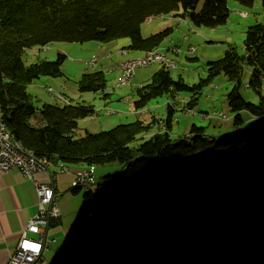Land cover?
Listing matches in <instances>:
<instances>
[{
  "label": "trees",
  "instance_id": "1",
  "mask_svg": "<svg viewBox=\"0 0 264 264\" xmlns=\"http://www.w3.org/2000/svg\"><path fill=\"white\" fill-rule=\"evenodd\" d=\"M230 11L228 0H0V117L14 138L54 166L127 167L115 182L105 176L93 186L94 195L87 192L92 217L85 215L88 226L58 264H264V134L208 140L192 136L204 132L192 125L189 135L173 137L178 116L168 107L167 132L143 136L149 127L137 120L78 138V121L96 113L93 104L56 99L37 107L27 90L41 77H61L66 58L60 53L55 61L26 64L27 49L129 38V49L147 52L174 30L144 37L142 25L149 19L173 12L214 28L227 23ZM246 67L258 102L241 94ZM220 74L233 84L227 102L235 126L244 122L243 111L264 116V23L248 26L242 51L230 47L208 61L206 77L196 84L181 76L175 80L161 65L137 88L134 105L141 110L155 98L178 101L187 94V106L194 109L203 88ZM77 86L82 94L109 96L103 72L84 74ZM37 111L42 121L34 126L30 120Z\"/></svg>",
  "mask_w": 264,
  "mask_h": 264
},
{
  "label": "rangeland",
  "instance_id": "2",
  "mask_svg": "<svg viewBox=\"0 0 264 264\" xmlns=\"http://www.w3.org/2000/svg\"><path fill=\"white\" fill-rule=\"evenodd\" d=\"M250 1L251 0L247 2L246 0H229L231 11L227 23L223 25H219L214 28L206 26H196L195 24L192 25L193 29L198 32V34L188 31L189 41L184 44L194 45L197 49L194 56H198L200 60L196 63L186 60L188 63V65L185 64L187 69L192 70V72H189V75H185L184 78L189 84H196L201 78H205L207 75L208 61L222 57L228 48L235 47L239 51H242L243 40L245 38L248 26L256 22L264 23V0ZM202 5L203 1L199 3L198 8H202ZM242 12L246 14H242ZM173 20L180 22L179 24L185 23L183 25H187L186 22L188 21H179L169 16H157L143 23L142 35L144 37H148L154 33L161 31L162 28L164 29L167 27H175V30L172 31L170 35L180 39L182 36L181 33L187 31V26L183 27L181 25L180 28H177ZM169 24H171L172 26ZM129 42V38H121L118 40L117 45H123ZM86 44L87 42L70 43L55 41L49 43L48 46L43 47V50L37 47L27 49V51L24 53V60L26 64L36 62L39 59L55 61L60 53L65 54L66 58L62 63V71L64 74L61 77H48L49 81H51V85L54 87V89L63 91V88H61L62 81V83L67 87L66 93H68L69 96L74 97L79 93L80 96L76 100L70 99V97L64 93L67 97L66 100H69L71 103L72 101H84L87 103H90L92 101V103L94 102V104L98 106V108L94 107L96 109V113L93 115V117L90 116L89 118L80 119L78 121V127L75 130L76 137H84L87 131L91 133H97L109 130L119 124H126L135 122L137 120H141L144 125H148L151 123L152 119L156 121L159 120L158 117L163 118V116L167 112L168 107L175 110V108L184 105L185 101L182 102L180 101V99H178V101L168 99V103L164 104V101L168 98L166 95H164L151 100L148 105L151 107V111L145 112L144 110H137L132 100H128L126 98L124 99L122 97V93L126 91L130 93V97L136 98V91L138 88L137 82L139 80V76L142 75L140 78L145 81V84L149 83L153 74L161 67V65L156 62L149 64L147 67L138 68L136 70V73L138 74L132 84L130 83L125 86L117 85V87H115V91L111 92L112 97L106 108H104L103 106L106 105L107 101L101 94H93L96 95V97L90 96L91 98L87 95V98H85L83 96L85 94H82L78 91L77 82L86 73L100 71V68L97 67V65L100 63V60H96L95 65H91L90 60L92 59V57L98 56L99 58V54H101L100 52H97V54L91 55V57L88 54H83L84 52L88 51L87 46H85ZM37 50L40 51L38 52ZM42 53H46L47 59L44 56H40V54ZM133 54L134 52H130V54H128L127 56H132ZM117 58L118 57L112 58L109 63H106L107 59H105L106 61L104 60L103 64H106L107 66L104 65V67H101V69L103 68L104 70L103 73L106 75L107 85L109 86H111V84L115 82L112 81V79L115 75H118L119 70L115 68V73L110 74L107 68L109 65L115 66ZM178 61L180 65L184 64L181 62V60ZM170 70L172 73V77L175 80H178L180 77V72L176 68H172ZM119 73H121V70ZM251 73V69L249 67H246L245 75L243 77L244 84L240 88V91L242 96L248 102H258V93L247 85L251 79ZM43 78L47 77H41L40 79L35 80L32 84L27 86V90L33 96L35 105L37 107H41L44 102H55L57 99L44 94L43 83L41 82ZM117 80H119V77H117ZM232 87V82L223 74L215 77L212 84L207 85L203 88L198 99V103L196 104L195 108L192 109L193 112H191L190 114L184 113L183 110L176 112L177 116L180 117V121H182L181 124L192 127L194 120L195 122L198 121L199 123H203L202 128L204 129V132L201 133V136L208 140H210V138L212 137L219 138L231 133L253 135L254 137L264 134V119L255 117L246 111L242 112L244 122L241 125L235 126L234 114L231 113L229 104L227 102V96ZM64 90H66V88ZM262 93L264 94V81L262 83ZM57 101H59V103H65L60 99H57ZM117 106L120 108L116 109ZM120 110H123V112H120ZM152 113L162 114L163 116L157 115L153 118ZM41 119V113L40 111H37V113L31 118L30 122L34 126H38ZM178 119L179 118L175 119L176 127H178V125L180 124V122H178ZM162 130L163 129L157 128L155 129V132ZM173 131V137L177 136L176 134H182L178 133L177 128H175ZM205 131L207 133H205ZM189 134L190 133H188L187 135ZM193 135L194 133H192V136ZM91 167L94 170V178L96 181L97 178H104L108 175L116 177L121 172V164L118 162L98 164ZM70 194L72 195V193ZM88 194L94 195L91 192H88ZM88 194L84 190H80L78 194H75V197L72 198L71 204L72 216L74 218L65 216L64 221L68 220L69 218L75 219L84 209V207L87 204L91 203L92 198L89 197ZM86 201H88V203ZM89 214L90 211H87L86 218L88 220L90 219ZM85 224L86 219H83L82 229L88 226ZM67 238L68 236L63 235L61 230L57 231L54 227H52L48 233L46 244L47 251L45 253V258L47 259L48 257H50V254H55V252L58 251L57 249L61 242H64L63 245H65ZM72 240L74 241V239ZM73 241H69L71 242V244H73V246L78 243L77 241L73 243ZM70 250L71 248H68L66 251L69 252Z\"/></svg>",
  "mask_w": 264,
  "mask_h": 264
},
{
  "label": "crops",
  "instance_id": "3",
  "mask_svg": "<svg viewBox=\"0 0 264 264\" xmlns=\"http://www.w3.org/2000/svg\"><path fill=\"white\" fill-rule=\"evenodd\" d=\"M228 5L230 8L229 0H228ZM174 23L176 24L177 28H180L181 25L183 27L187 26V31L181 33L182 36L180 39L175 38L174 36L170 35L159 46V49H164L166 52H168V48H170L171 46L173 47V46L178 45L181 48L180 54L176 56L172 52H168V53H169V56L176 58L177 60L176 69L180 72V76L185 78V75H189L188 73L192 72V70L187 69L186 67V65H188L187 61L196 63L200 59L198 56H194L197 51L196 47L192 44L186 45L184 43L189 41L188 31L195 33V34H198V32H196L193 29L192 27L193 24L189 21L186 22L187 25H183L185 23L179 24L180 22L176 20L174 21ZM174 30H175V27H174ZM117 42L118 40L110 44L99 43L95 41L87 42L85 46H87L88 51L84 52L83 54H88L91 57V55H95L97 54V52L101 53L99 54L100 55L99 58L97 56V61L98 59L100 60V63L97 65V67L100 68V71L98 72H104L103 68L101 69V67H104V65L107 66L106 64H103V61L105 59H107V61L105 60L106 63L107 62L109 63V61L112 58L118 57L115 63V66L109 65L107 68L108 72H110L111 74V73H115L114 71L115 68L118 69L120 72L119 65L122 62V60H124L125 58L142 56L145 53V52L134 51V50L129 49L128 47H129L130 42L123 44V45H117ZM191 45L195 47V52L192 54H187V50L189 46ZM121 49H123L125 52L122 53ZM130 52H134V54L132 56H127L128 54H130ZM40 56H44L47 59L46 53L44 54L42 53L40 54ZM178 60H181V62L184 64L180 65ZM119 72H118V75H115L114 78L112 79V81H115V82L112 83L111 86L107 85L105 94H109L108 97L110 99L105 98L107 103L105 106H103L104 108L108 106V103L111 100V97H112L111 92L115 91V87H117V83H118L117 77H119V74H120ZM137 74L138 73H136L135 77L131 80V84L132 82L135 81ZM141 76L142 75L139 76V80L137 82L138 87L145 85L144 83L145 81L140 78ZM41 82L43 83V88L45 85H51V81H49L48 77L43 78ZM66 92H67V87H66V90H63V93L69 96L68 93ZM87 95L89 97L90 96L96 97V95H93V93L85 94L83 96L87 98L86 97ZM79 96L80 94L78 93L74 97H71V96L69 97L72 100H76ZM122 97L124 99L126 98L128 100H132L133 103L136 99V98L130 97V93L126 91L122 93ZM166 100L164 101V103L166 102ZM90 103H92V101ZM92 104L94 105L95 108H98V106H96L94 102ZM118 108L120 107L117 106L116 109ZM148 109L149 111H151L150 106ZM120 112H123V110H120ZM152 114H153L152 116L153 118L157 115L163 116L162 114H155V113H152ZM174 115L176 116L177 113H174ZM165 116L166 114L163 117ZM177 118H179L178 122H180V124L178 125V127H176L175 126L176 123H173L172 132H174L173 130L177 128L178 133H182V134H176L177 135L176 137L187 135L190 131L189 128H191V126H188L185 124L182 125L181 124L182 121H180V117H177ZM41 121L42 119L39 121V124L41 123ZM193 122L194 123L192 125L203 127L202 126L203 123H199L198 121L195 122V120ZM205 133L207 132L205 131ZM69 166H70V171L67 173H61V174H55L57 166L50 164V167H49L50 172L55 174V176L53 177V184H54L57 196H58L56 198V204L58 205L59 209L62 211V217L59 220L57 219L52 220V224L49 227L48 233L50 229L54 227L55 230L57 231L61 230L63 235H67L68 238L66 240L65 245H63L64 242H61V244L58 246V249H57L58 251L55 252V254H50V257H48L47 259L45 258V253L47 251V248L45 249L44 251L45 264H58L61 261L63 255L68 253L66 250L68 248L72 249L73 244H71V242L69 241H73L72 239H74L73 243H75V241L77 242L79 241L78 239L81 234L80 231L83 227L82 226L83 219H85L86 212L89 210L90 204H87L84 207V209L80 212L81 215L79 214L75 219L69 218L68 220L64 221L65 216L73 217L72 211H71L72 198L75 197V194H78L80 191V190H76L73 188L72 181L78 172L84 170L87 167V165L85 164H79V165H74V166L69 165ZM36 178L42 183H51L50 174L47 172L37 174ZM100 181H104V179L97 178V182H100ZM70 193H72V195ZM86 202L88 203V201ZM37 209H38V195H37L36 189L34 185L32 184V182L28 180L27 178H25L22 172L17 168L12 169L11 171H8V172H0V264H8L10 256L16 249L18 240L20 238V235L23 229L25 228L27 223L30 221V219L33 217V215L37 212ZM48 233H47V239H48ZM46 244H47V241H46Z\"/></svg>",
  "mask_w": 264,
  "mask_h": 264
},
{
  "label": "built area",
  "instance_id": "4",
  "mask_svg": "<svg viewBox=\"0 0 264 264\" xmlns=\"http://www.w3.org/2000/svg\"><path fill=\"white\" fill-rule=\"evenodd\" d=\"M171 48L181 50L178 45L177 47ZM188 50L193 53V46H189ZM96 60L97 57H93L90 61L95 65ZM150 61L151 59L146 62H133L132 64L119 66L126 67V75L124 76L134 77L136 70L147 67ZM49 167L50 163L35 164L28 157L16 153L11 146V141L4 136L0 126V172H8L15 168L19 169L24 177L32 182L38 195L37 212L23 229L16 249L10 256L8 264H35L38 262L45 264L43 253L46 249L47 233L51 220L62 216L61 210L56 204V198L58 196L53 184V177L55 174L70 171L68 168L56 167L55 174H53L50 172ZM43 172L50 174L51 183H42L36 178L37 174ZM96 182L94 172H78L73 179L72 185L76 189L95 194L93 186Z\"/></svg>",
  "mask_w": 264,
  "mask_h": 264
},
{
  "label": "bare ground",
  "instance_id": "5",
  "mask_svg": "<svg viewBox=\"0 0 264 264\" xmlns=\"http://www.w3.org/2000/svg\"><path fill=\"white\" fill-rule=\"evenodd\" d=\"M242 14H246V13L242 12ZM162 16H169V17H173L179 21L181 20V18L176 17L173 12H171L168 15H162ZM171 47L168 48V52H172L175 56L180 54L181 50L172 49ZM173 47H177V46H173ZM194 50H195V47L193 46V52H194ZM124 52L125 51L122 49V53H124ZM168 52H166L163 49L157 48V49L145 52L144 55H142V56L125 58L124 60H122L120 65L132 64L133 62H146L149 59H151V61L148 62V65L156 62L160 65L165 66L167 69L176 68L177 67V60H176V58L169 56ZM187 54H192V52L187 50ZM169 63H171V64H169ZM90 64L93 65V62L90 61ZM119 68L121 70V73H120L117 85L118 86H125V85L130 84L133 77L132 76H124V75H126V67L119 66ZM61 88H63V90H64L66 88V86L63 83H61ZM44 94L49 96V97L60 99V100L64 101L65 104H71V102L69 100H66L67 97L65 96L63 91L56 90L51 85H45L44 86ZM183 112L190 114L193 111L190 108H185V109H183ZM204 117H205V115H204ZM259 118L264 119V116L259 117ZM0 126H1V131H3L4 136L7 137L8 140L11 141V146L16 151V153H19L21 155L28 157L29 159L33 160L35 162V164L49 163L46 159H41V158L36 157V155L31 150L27 149L26 147L23 146V144L21 142L16 140L14 138V136L11 134V132L9 131L6 123L3 121V119L1 117H0ZM57 167L68 168L70 170V166L67 165L66 163H60L59 165H57ZM80 172L93 173L94 170L92 167H86L84 170H82ZM91 216H92V214L90 212L89 218H91Z\"/></svg>",
  "mask_w": 264,
  "mask_h": 264
},
{
  "label": "water",
  "instance_id": "6",
  "mask_svg": "<svg viewBox=\"0 0 264 264\" xmlns=\"http://www.w3.org/2000/svg\"><path fill=\"white\" fill-rule=\"evenodd\" d=\"M178 99H180V101H182V102L185 101V103H184V105L175 108V111H176V112L181 111V110H183V109H185V108H188L187 103H188V101H189V97H188L187 94H184V95L180 96ZM165 103H168V98H167V100H166ZM165 103H164V104H165ZM148 107H149V106H147V107H145V108H143V109H141V110H144L145 112H147V111H149ZM180 107H183V108H180ZM141 110H140V111H141ZM176 112H175V113H176ZM158 119H159V120H156V121H155V120H152L150 124L145 125V126H147V127H149V128H148V130L146 131V133L143 134V136L150 137V136H152V135H154V134H156V133L167 132V130H164V126H165V124H166V122H165L166 118H165V117H163V118L158 117ZM178 120H179V119H178ZM173 123H174V121H173ZM173 123H172V124H173ZM143 124H144V123H143ZM157 128H158V129H163V130H162V131H156V132H155V129H157ZM193 136H201V133H194ZM126 170H127V167H124L123 169H121V172L115 177L114 180H112V182H115V181L117 180L118 177H120L121 175H123V174L125 173ZM74 246H75V245H74Z\"/></svg>",
  "mask_w": 264,
  "mask_h": 264
}]
</instances>
